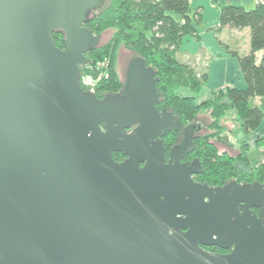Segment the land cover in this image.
Returning <instances> with one entry per match:
<instances>
[{"label": "water", "instance_id": "obj_1", "mask_svg": "<svg viewBox=\"0 0 264 264\" xmlns=\"http://www.w3.org/2000/svg\"><path fill=\"white\" fill-rule=\"evenodd\" d=\"M99 2L0 0V264H264V186L193 182L202 126L155 108L141 58L117 94L82 89Z\"/></svg>", "mask_w": 264, "mask_h": 264}, {"label": "trees", "instance_id": "obj_2", "mask_svg": "<svg viewBox=\"0 0 264 264\" xmlns=\"http://www.w3.org/2000/svg\"><path fill=\"white\" fill-rule=\"evenodd\" d=\"M217 18L218 24L213 31L221 32L225 28L248 30L247 54L239 55L238 51L226 47V52L237 60L245 84L242 90L227 86L212 92L200 104L194 97L179 93L187 90L193 95L199 94L208 78L206 71L199 73L176 54L184 37L198 38L193 19L198 22L201 17L198 10L191 17V0H108L107 6L91 13L83 26L97 37L111 30L112 38L106 45L85 53L89 64L80 68L79 83L86 90L82 76L101 73L95 96L102 99L105 95L120 92L123 82L116 71V60L119 48L124 47L141 58L159 79L156 88L160 98L155 104L158 111L173 113L184 125L200 116L208 118L204 133L194 138L185 156L201 165V182L210 187L223 186L229 181L239 184L257 182L264 186V138L255 140L254 157L248 154L251 144L245 138L239 141V152L234 157L227 152L220 153L217 147L218 143L225 142L223 135L231 132L227 122L233 115L238 123L237 129L244 135L255 132L264 122L263 105L257 103L264 98V1L251 10L223 6L218 9ZM138 25L142 27L141 31L137 30ZM51 39L57 48L64 49L62 32H53ZM177 135L167 133L161 138L166 151L173 146ZM122 158L121 154L113 155L116 162H121ZM236 162L250 171L237 169Z\"/></svg>", "mask_w": 264, "mask_h": 264}, {"label": "rangeland", "instance_id": "obj_3", "mask_svg": "<svg viewBox=\"0 0 264 264\" xmlns=\"http://www.w3.org/2000/svg\"><path fill=\"white\" fill-rule=\"evenodd\" d=\"M108 0H100L97 11L102 10L107 6ZM197 11V4L195 2L191 3V17ZM214 11L210 8H205L202 14V21H196L193 19V25L197 33V37L186 36L183 38L180 47L178 48L176 54L177 57L188 64L190 67L194 68L199 73L206 71L208 73L207 82L204 88L199 94H191L187 90H180L179 93L186 97H194L197 104L208 99L212 92H216L219 89L225 88L227 86H232L237 89H244L245 84L242 79V75L237 66V60L232 55L226 52V46L230 50L237 49L239 55H245L249 52V36L248 33L240 34L236 37H230L223 32L213 31V24L215 21ZM137 30L141 31L142 27L137 26ZM113 31L108 30L102 33L97 38V45L104 46L112 38ZM133 58L132 52L126 50L124 47H120L117 52L116 60V71L122 80L125 82L126 79V68L129 60ZM97 75V74H96ZM92 75V73L84 74L81 78L84 87L89 85H94L96 88L98 82L101 80V73L97 76ZM87 89V88H86ZM201 126L206 127L209 123L207 117H198ZM228 130L231 132L225 133V142L218 143L217 147L220 153L227 152L230 156L234 157L239 152V141L241 138H245L251 146L249 153L254 157L256 146L254 142L259 139V134L262 129H257L249 135H244L242 131H239L238 123L235 121L234 115L231 120L227 122ZM262 125L261 128H263ZM254 152V153H253ZM237 169H246L239 162L235 163ZM249 172V169H246Z\"/></svg>", "mask_w": 264, "mask_h": 264}, {"label": "crops", "instance_id": "obj_4", "mask_svg": "<svg viewBox=\"0 0 264 264\" xmlns=\"http://www.w3.org/2000/svg\"><path fill=\"white\" fill-rule=\"evenodd\" d=\"M263 1L264 0H191V3L195 2L197 4V10L200 13L201 21H202V14H203L205 8H208V9L211 8L214 11L216 19H215L214 24L212 26H213V28H215V27H217V24H218L217 12H218V9H220L221 7L226 6V5H232V6L242 7L246 10H251L255 7L256 4L261 3ZM223 31H225L226 34H228L230 37L239 36L241 33L245 34V35H246V33H248L247 29H244L242 31H233V30H230L228 28H225L221 32H223ZM248 36H249V33H248ZM226 47H228V46H226ZM232 51H238V50L233 49ZM258 56L260 57L261 53L258 54ZM257 103L259 105L260 104L263 105V108H264V98L262 99V101L257 100ZM262 125H264V122L259 127V129H262V130H261V133L259 134L258 138H264V126H263V128H261Z\"/></svg>", "mask_w": 264, "mask_h": 264}, {"label": "flooded vegetation", "instance_id": "obj_5", "mask_svg": "<svg viewBox=\"0 0 264 264\" xmlns=\"http://www.w3.org/2000/svg\"><path fill=\"white\" fill-rule=\"evenodd\" d=\"M189 124H192L193 126H196L197 124L202 125L201 122H199L198 119L195 120L194 122H191V123L186 124L185 126H187V125H189ZM204 131H205V127L202 126V130L196 135V137L199 136L200 134L204 133ZM180 140H181V138H180ZM180 140H179V136L177 135V138H176V141H175L174 144L179 143ZM193 141H194V139H193ZM174 144H173V145H174ZM171 148H172V147H170L167 151L165 150L166 162L170 159V149H171ZM185 156H186V155H184L183 159L180 160V163H181V164H183V163H191V162H193V160H190V159H188V158L185 157ZM123 160H124V157L122 158V161H123ZM201 177H202V170H201V173H200V174L193 175V176H192V180H193V182L198 183V184H207V183H205V182H201ZM207 185H208V184H207ZM254 212L257 214V213H258V210H254ZM203 249H204L205 251H207V252H210V253H218V254H228V253L230 252V250H228V251H224V250H221V249H219V248H217V247H203Z\"/></svg>", "mask_w": 264, "mask_h": 264}, {"label": "built area", "instance_id": "obj_6", "mask_svg": "<svg viewBox=\"0 0 264 264\" xmlns=\"http://www.w3.org/2000/svg\"><path fill=\"white\" fill-rule=\"evenodd\" d=\"M82 85L85 86L83 83H82ZM86 88H87L86 91H91V92H93V93H94V91H95L94 85H89V86L86 87Z\"/></svg>", "mask_w": 264, "mask_h": 264}]
</instances>
